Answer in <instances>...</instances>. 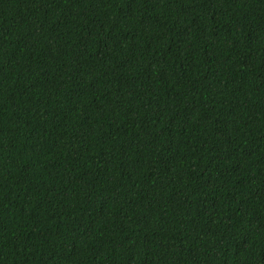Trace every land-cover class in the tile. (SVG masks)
Here are the masks:
<instances>
[{
	"label": "trees",
	"instance_id": "1",
	"mask_svg": "<svg viewBox=\"0 0 264 264\" xmlns=\"http://www.w3.org/2000/svg\"><path fill=\"white\" fill-rule=\"evenodd\" d=\"M0 264H264V0H0Z\"/></svg>",
	"mask_w": 264,
	"mask_h": 264
}]
</instances>
